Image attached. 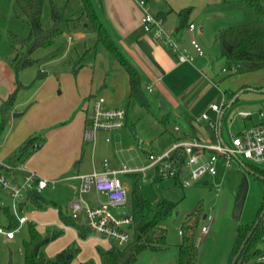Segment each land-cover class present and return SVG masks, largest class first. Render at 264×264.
<instances>
[{
    "label": "crops",
    "instance_id": "obj_1",
    "mask_svg": "<svg viewBox=\"0 0 264 264\" xmlns=\"http://www.w3.org/2000/svg\"><path fill=\"white\" fill-rule=\"evenodd\" d=\"M93 2L100 15V18L108 27L111 35L120 46L122 52L139 70L142 86L147 97L148 93L157 92L161 98L162 107H167L171 110H174L176 116L182 119L187 126H190V128L193 127L194 122L199 120L201 114L204 112H207L212 118L216 117V113L210 109V105L216 103L214 100L220 93L226 98V90L238 91L243 89V86H240L238 82L236 83L228 79L223 81V86L221 85L217 87L213 84L217 75L220 74L218 69L215 68V61L211 57L209 58L205 56L203 48V55H200L198 51L192 46L191 40L188 39L191 38L194 33H196L201 38V36L204 34L203 26L199 27L198 30L196 26L193 31L189 30L187 26L183 29L177 30L181 23V18L178 15V12L181 9L192 7V12L188 18V23L195 24L197 17H204L206 21H209L214 17L217 18L224 15V11H226L225 5L230 6L233 2L242 1H146L151 13H153L155 16L159 15L160 13L165 16V27L176 39L180 41L181 49L191 57L190 61L185 62L180 61L178 52L164 45L162 41L154 35L153 32L147 31L145 29L142 23V17L144 14L143 9L138 4L137 0H93ZM201 43H204L205 45L203 40H201ZM59 61L60 60L54 62L57 63ZM0 68L4 69L8 79L11 78V83L8 82L6 88L1 91V103L3 100V95L5 96L8 94L9 90L14 86V74L8 64L6 65L5 63H0ZM54 78L60 81L59 83L61 84L62 88L56 85ZM75 83L76 86L74 85V80L72 77H70L69 74L64 71L61 74L55 75V77H47L41 81L39 90L44 89V100H42V102H44H40V104L35 107L46 106L48 104V98L46 97L52 95L51 93H53L57 88H59L57 91L58 96H62L64 94L65 86H67L70 90V96L67 98L54 97V100L60 102L59 105L57 104V107L54 110H50L48 105L46 110L40 109L33 111V109H31V112L25 115L26 120L22 119L23 121L18 123V117H21L24 112H18L16 107L13 108L11 111L13 116L11 115L7 126L0 136V168L9 179L21 183L27 172L33 171L43 178L54 181V184L64 180L70 181L76 192L75 195L77 196V190L80 185L79 176L82 174H89L94 171H102L107 168L120 169L126 166L133 171L130 173L119 174L129 175L137 172L142 173L140 171H136V169L138 170L148 165V155L154 151L145 150V163L141 166L136 165L134 167L127 165L115 167L111 162L108 161V159L101 158L111 149L108 143L111 141L110 134L112 132L114 133L116 139H121V131L124 130V128L129 127L130 131H134L136 127L129 116V106L130 104L138 103L130 101L129 76L124 67L116 60L112 59L104 50H101L93 65L85 66L78 71ZM150 88L152 90H150ZM245 91H247V88L244 89L243 93L238 95L237 100L235 97V101L232 105H234L240 99L246 97L247 94H245ZM98 97L102 98L106 105L110 107H124L126 109V126L112 132L100 131L98 132L94 141H86L84 139V131L90 123L92 103L94 99ZM246 98L249 99L250 96L247 95ZM148 100L151 105L149 97ZM27 101L29 100L23 99L20 100L18 104L22 105L27 103ZM229 104H226V106L223 108L220 118V135L225 141L227 140L223 134L222 127L224 116ZM32 118H36V129H39V127L44 128V132L42 135L38 136L36 140V143L39 146L36 147L35 150L26 154H17L21 147L33 137L30 134L36 130L30 127L32 121H29ZM243 118L245 119L246 117ZM199 121L207 123L205 120ZM247 126H249V124L243 126L239 130L234 131H240ZM207 127H209L208 123ZM230 127L233 128L234 126L232 125ZM179 130L180 127L177 131ZM185 131V135L179 134L175 137V142L181 139H197L196 137L190 136V132L187 130ZM210 132L213 141H215V134L211 129ZM108 137L110 138L109 141L107 140ZM197 140L202 141V139ZM131 148H133V146ZM154 153L159 152L155 151ZM149 173L152 174L153 171L148 170L147 174ZM142 175L144 177L143 173ZM154 180H156V178ZM204 182L209 183L208 177L205 178ZM125 185L129 189V200L126 205L129 206L130 209L127 213L119 214L109 209L116 215L123 216L132 214L130 207V185ZM97 197L98 202L92 205L107 202V199H103L101 197V193H98ZM74 199H72V201ZM47 203L48 207L54 206L56 210H58V207H61L55 201H47ZM64 213L67 215L66 213L68 212L66 211ZM0 215L3 216L2 214ZM68 216H70V209ZM79 219L80 220H72L77 224L85 225V221L82 218ZM57 225L60 227L62 233L58 238L46 246L45 251L49 257L54 256L73 241H77L79 243L81 247V252L79 255H81L84 251L85 244L90 240H94L93 247L95 248L98 256V258L94 261L96 264H101L97 247L101 246L107 249L115 244L113 241L97 233H94L91 230L87 238H80L78 230L74 226L66 225L64 222H62L59 217V212ZM37 227L41 232H44L47 229H42L40 226H38V224ZM15 237L13 239H15ZM85 261H87V259H84L81 264H83Z\"/></svg>",
    "mask_w": 264,
    "mask_h": 264
},
{
    "label": "rangeland",
    "instance_id": "obj_2",
    "mask_svg": "<svg viewBox=\"0 0 264 264\" xmlns=\"http://www.w3.org/2000/svg\"><path fill=\"white\" fill-rule=\"evenodd\" d=\"M225 9L224 15L217 18L214 17L209 21H206L204 17H197L195 20L197 30L203 26L204 34L200 38L194 33L188 39L196 38L203 48L205 56L211 57L215 61V68L218 69L220 74L214 80V85L217 87L221 86L224 83L223 81L228 79L236 83L238 82L240 86H243L242 90L247 88L245 94L249 95L250 98L247 99L246 95V97L240 99L234 105L229 106L224 116L223 134L227 142H229L231 138L230 130H239L247 124L250 125L259 121V109L264 101V98H261L264 97V91H262L264 89V69L234 75H229V73L222 71V68L225 66V60L221 55L220 45L216 42L217 33L222 28L252 22L257 18L256 11L245 2H233L230 6L225 5ZM76 37L83 38L84 34H77ZM201 40L205 42V45L201 43ZM0 63L8 64L2 59H0ZM41 69L42 67L33 66L19 73V79L23 86L17 92L14 107L18 109V112L24 113L21 117H18V123L26 120L25 115L30 113L31 109L33 111L40 109L46 110L47 105L50 110L56 109L57 104L59 105L60 102L54 100V97L67 98L70 96V90L67 86H65V91L62 96L57 95V91L59 90L57 88L51 93L52 95L46 97L48 98V104L46 106L35 107L40 102H44H42L44 100V89L39 90V85L47 77H55V75L61 74L64 71L72 77L74 85L76 86L75 79H77V74L73 73L60 61L46 66L47 76L45 78H38ZM12 71L14 74V86L9 90L8 94L16 87L15 71L13 69ZM9 79L4 69L0 68V94L6 88L8 82L11 83V78ZM54 79L56 85L61 87L60 81L56 78ZM8 94L3 95V100L8 97ZM226 94L228 105L232 98L229 92ZM222 96L220 93L214 102L220 104L223 99ZM148 97L151 101L149 108L141 106L140 104H130L129 116L136 126L135 130L130 131L129 127L124 128L121 131V139H116L112 132L110 134L111 141L108 143L111 149L101 158L108 159L115 167H122L124 165L133 167L136 165L141 166L145 163V150L164 152L175 144V137L177 135H185V130L190 132V136L202 139L203 142H213L210 129L207 127L206 122L196 120L193 127L190 128L182 119L176 116L174 110L162 107L161 98L157 92L148 93ZM23 99H28L29 101L19 105V101ZM242 110L249 111L252 115L244 119L238 115V112ZM11 115L13 116V114ZM231 120L235 121L233 124L234 129L229 126ZM29 122H31L30 127L32 129L37 128L35 124L36 118H32ZM175 126H179L180 130L177 131ZM43 129L39 127V129H36L30 135L33 137L40 136L44 132ZM132 146L133 148H131ZM239 160L250 169L251 167H256L260 170L264 169V164L253 163L243 156H240ZM243 164L235 160L230 167L221 170L214 176H209V183H205L204 179L195 181L191 186L178 184L176 179H159L156 181L150 173L147 177H143L140 182L141 190L153 205H157L161 199H168L176 202L177 207L169 217L160 223L167 230V240L170 243L169 248L162 251L146 250L140 254L137 264H178L179 245L183 242V235L180 233V230L186 221L195 225V242L199 250L198 264H230L239 227L253 225L261 214V209L264 205L263 176L247 171ZM118 176L123 183L130 184V174H119ZM244 177L248 179L249 189L242 213L237 217L234 215V209ZM42 192L43 197L47 201L57 202L64 212H68L66 213L67 216L69 215L70 203L76 197V192L70 181H59L47 187ZM97 195L98 193L92 187L84 194V198L91 204H95L98 202ZM101 197L107 199L104 194H101ZM11 204L12 199L9 195L5 191L0 190V205L9 206ZM109 209L119 214L127 213L130 208L125 205L109 206ZM18 213L20 215H26L29 222L21 226L15 239L8 240L0 235V264H7L9 262L11 264H25L22 244L23 240L28 237V226L30 222L38 224L44 230L45 228L61 230L57 225L58 210L54 206H46L41 210L29 206ZM206 214H211L213 219L206 220L204 218ZM0 223L2 226L6 225L4 216L0 215ZM203 225L208 226L207 232L202 231L201 227ZM93 242L94 240H90L85 244L83 253L76 258L73 264H81L84 259L95 260L98 258L97 252L93 247Z\"/></svg>",
    "mask_w": 264,
    "mask_h": 264
},
{
    "label": "trees",
    "instance_id": "obj_3",
    "mask_svg": "<svg viewBox=\"0 0 264 264\" xmlns=\"http://www.w3.org/2000/svg\"><path fill=\"white\" fill-rule=\"evenodd\" d=\"M239 1L252 7L256 11L257 18L252 22L222 28L216 35L221 55L225 60L223 68L228 70L229 75L264 69V0ZM191 12L192 7L178 12L181 23L177 30L189 27L188 18ZM157 17L165 22L163 14L160 13ZM80 33L84 34L83 38L76 37ZM69 37L72 38L71 43ZM101 50L126 70L129 76L130 101L149 108L150 102L143 89L139 70L122 52L100 18L93 0H0V59L10 65L16 77L15 89L0 104V136L9 122L17 92L23 86L19 79L22 70L33 66L42 67L38 78H45L46 66L60 60L77 74L81 68L93 65ZM241 90H226L225 93L229 92L233 99ZM37 138L38 136L30 138L17 154H26L35 150ZM251 169L259 176H264V169L260 170L256 167ZM130 175V207L134 217L131 226L132 239L123 246L113 244L107 249L98 246L101 264H137L142 252L162 251L170 246L167 230L160 223L172 214L177 203L161 199L157 205H153L141 190L142 173ZM159 179L161 178L156 177V181ZM176 182L181 184L179 176L176 177ZM47 204L41 192L31 190L27 193L20 209L23 211L32 206L41 210ZM263 211L264 205L261 213ZM58 212L62 222L74 226L80 238H87L90 234L88 227L75 223L70 216L65 215L61 207H58ZM0 214L6 219L5 227L12 229L19 224L10 206L0 205ZM260 215L257 218L259 223L236 264H263L255 260L262 251L261 247H264V213L263 216ZM254 224L239 227L231 262ZM61 233L62 231L56 228H47L41 232L36 223L30 222L28 237L22 244L25 264H72L81 252L77 241L71 242L52 257L46 254V246ZM182 235L183 242L179 245L178 264H198L199 250L195 242V225L186 221ZM83 264H96V262L90 259Z\"/></svg>",
    "mask_w": 264,
    "mask_h": 264
},
{
    "label": "built area",
    "instance_id": "obj_4",
    "mask_svg": "<svg viewBox=\"0 0 264 264\" xmlns=\"http://www.w3.org/2000/svg\"><path fill=\"white\" fill-rule=\"evenodd\" d=\"M143 9L142 23L147 31L162 41L164 45L178 52L180 61H190L191 57L181 49V43L165 27L162 18L155 16L148 8L146 0H137ZM196 28L190 23L188 29ZM72 38L69 37V42ZM192 46L203 55L202 47L196 38L191 39ZM224 72L228 70L223 68ZM150 90H152L150 88ZM225 96L220 104L213 103L210 109L216 113L212 118L207 112L201 114L199 120H205L214 132L216 140L206 143L197 139H181L164 152L149 153L147 166L136 169L147 177V171H153L152 177L161 179H176L179 176L181 184L191 186L196 181L214 176L223 169L232 165V162L243 156L256 164H264V101L259 109V121L240 131H230V142L225 141L221 135V114L226 106ZM239 116L249 117V111H239ZM127 111L124 107H110L102 98L94 99L89 125L85 128L84 139L94 141L98 132H112L126 126ZM231 120L230 126L234 124ZM179 127L176 126V130ZM109 141L110 138L108 137ZM39 145L36 143L35 147ZM133 170L124 166L120 169H105L94 171L79 176L80 185L76 198L70 203V216L72 219L82 218L85 225L92 232L97 233L120 246L126 245L132 239L131 226L134 221L132 214L116 215L109 210V206H124L129 200V189L118 177L119 173H130ZM135 171V172H136ZM54 181L43 178L33 171H28L21 183L9 179L0 168V190L5 191L12 199L9 205L19 224L12 229L0 225V234L8 239H13L21 226L28 221L26 215H20V206L25 201L27 193L31 190L42 192ZM97 193L107 196L106 203L92 205L85 200L84 194L91 188ZM206 220H212L211 214H206ZM203 232L208 231V226L201 227ZM182 234V230H180ZM256 257V262L264 264V247Z\"/></svg>",
    "mask_w": 264,
    "mask_h": 264
},
{
    "label": "water",
    "instance_id": "obj_5",
    "mask_svg": "<svg viewBox=\"0 0 264 264\" xmlns=\"http://www.w3.org/2000/svg\"><path fill=\"white\" fill-rule=\"evenodd\" d=\"M264 90V89H263ZM244 90H241L237 95H240L241 93H243ZM235 101V98L231 100L229 106H231ZM221 134V132H220ZM239 162L241 164H243V162L241 160H239ZM244 165V164H243ZM244 167L247 169V171H250L251 173L253 174H258L256 173L254 170L250 169L249 167H246V165H244ZM264 178V176H263ZM207 183V182H206ZM248 189H249V182H248V179L247 177H244L243 178V181L241 183V187H240V190H239V194H238V197H237V201H236V205H235V209H234V215L239 217L242 213V210H243V207H244V204H245V200H246V196H247V193H248ZM263 213L264 211L261 213L260 217L263 216ZM206 217V215H204V218ZM259 223V219L256 220L255 224H254V227L250 230V232L248 233L247 237L245 238L244 242L242 243L239 251L236 253V255L234 256L231 264H236L242 250L244 249L249 237L252 235L253 231H254V228L257 226V224Z\"/></svg>",
    "mask_w": 264,
    "mask_h": 264
}]
</instances>
